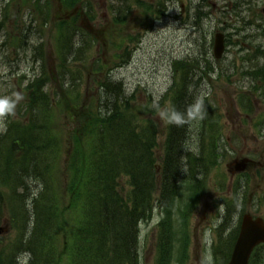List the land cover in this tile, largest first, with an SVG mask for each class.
I'll use <instances>...</instances> for the list:
<instances>
[{"label":"rangeland","instance_id":"1","mask_svg":"<svg viewBox=\"0 0 264 264\" xmlns=\"http://www.w3.org/2000/svg\"><path fill=\"white\" fill-rule=\"evenodd\" d=\"M125 1L90 0L92 5L88 16L75 21L72 24L74 28L69 30V36H65L69 37L68 41L73 42L75 46L73 51L76 55L85 58V61H77L75 65L64 63L57 68L59 65L55 48L57 35L56 28L54 25L52 27L54 20L51 19L52 16L46 24L39 26L41 19L28 3L24 4L19 0H0V97L11 98L16 102V108L24 110L26 98L29 95L33 97L37 95L33 91L36 83L43 84L44 81L48 82L50 76L55 78L63 72H73L77 69L81 71L82 68L80 74L73 75L74 85L67 94L58 92L51 81L42 86V93L58 107L55 108L56 114L65 129H71L81 125L76 114L79 115L88 105L96 107L93 103L98 96L95 87L99 80L108 78L110 81H120L126 94L134 96L128 101V107L129 112L137 120L135 129L141 130V126L148 119L155 121L157 137L156 147L152 148L154 154L152 159L155 161L154 165L159 166L166 134V111L170 106L168 89L177 81L173 73L174 62L188 59L194 61L200 59L199 62L204 64L207 62L209 65L211 62L212 72L204 76L200 95L201 97L205 93L208 95L207 105H211L212 109L209 114L213 131H216L215 137L220 139L218 151L222 157L219 162L213 159L210 162L212 165L206 175L201 196L189 215L187 222L189 241L184 263L173 264H218L219 258L223 257L222 253L224 251L228 253L226 233L239 221L237 213L230 219L229 229L228 227L220 228V231L216 229L224 215V204L230 198L229 186L238 177L236 173L232 174L230 171L234 160L249 158L252 161L247 171L243 172L246 175L241 177L247 182V186L245 185V193L241 194V203L236 206L237 209L264 218V129L258 131L255 125L261 124L264 118V104L254 95L255 91L248 88L249 83L242 75L251 63H256L251 57L255 54L256 48H261L263 54L264 39L260 36L254 38L258 34L257 31L245 27L244 23L248 22L252 14L259 13L264 4H255L254 7L251 5L252 9L249 5L240 4L234 11L223 13L227 9H222V4L220 10H213L210 1L215 3L216 0H205L204 9L209 13V18L208 20L201 18L199 25L195 26L193 23L197 18L192 14L195 10L193 2L198 0H164L166 16H160L159 19L149 16L143 5L135 3L136 0H127L129 8L125 12ZM52 4L55 6V3ZM118 10L121 14L125 13L123 25L113 22V15L118 13ZM68 14V9H62L58 17L65 18ZM90 17L92 18L89 19ZM224 20L231 24L227 30L237 35L231 37L232 43L226 46L223 57L214 60L211 55L212 38L220 31ZM177 22L193 31L175 30ZM184 22H187L188 26ZM127 36L135 39L129 42ZM200 41L204 45L203 49L199 47ZM122 57L123 60H119ZM254 57L260 60V56ZM93 59H97L98 62L91 66L90 62ZM263 59L264 57L261 60ZM95 68L97 71H93ZM75 85L77 87H74ZM241 93H246V96H249L248 100L254 102L252 107L255 108V112L249 116L245 115L238 104V96ZM71 104H74V107H70ZM98 107L101 109V104ZM150 109L153 112L150 113ZM132 116H126V120L132 122ZM2 122L3 119H0V124ZM194 127L199 128L200 125L195 124ZM206 143L204 145L200 143V146L206 147ZM67 146L68 142L62 143L63 163L55 167L54 177L59 181L60 179L64 181L63 176L67 177L64 165L70 157L66 151ZM188 148L200 153L198 144L193 140L188 144ZM106 151L110 152L111 149L107 146ZM207 155L208 152L205 153V156ZM194 163L192 162L193 165ZM199 169L194 171L197 177ZM120 182L127 189L126 177H122ZM51 184L48 181V185ZM3 191L6 192L4 188ZM152 212V219L139 225V264L156 262L155 236L163 210L155 205ZM1 226H6V222H2ZM16 236V231L8 227L1 235L2 243L12 242ZM24 260V256H20L18 263L22 264Z\"/></svg>","mask_w":264,"mask_h":264},{"label":"trees","instance_id":"2","mask_svg":"<svg viewBox=\"0 0 264 264\" xmlns=\"http://www.w3.org/2000/svg\"><path fill=\"white\" fill-rule=\"evenodd\" d=\"M60 1L69 7L84 3ZM191 76L173 89L159 172L152 159L155 123L147 120L141 130L135 129L137 120L129 112L119 83L103 85L105 113L88 105L76 114L81 125L68 131L57 127L54 107L44 108L41 114L34 110L36 101L46 99L42 82L36 83L37 96H29L23 120L10 122L0 135V185L9 190L5 195L0 190V223L7 198L12 203L7 213L10 226L18 231L17 238L0 250V264H16L23 254L29 257L26 264H139L138 224L150 219L153 203L163 210L155 264L184 263L187 222L201 195L202 175L217 159L218 142L216 133L205 126L208 113L193 120L192 110L184 106L196 100L197 83ZM128 115L132 122L126 120ZM196 122L199 138L210 140V146L204 147L209 153L206 159L192 156L187 149ZM64 134L71 140L70 157L65 164L67 177L57 182L53 175ZM183 156H191L198 164V177L193 169L183 173ZM122 177H126L127 189L120 182ZM32 180L38 181L43 194L30 197L24 193ZM222 256L226 262L228 254ZM257 257L258 253L250 264Z\"/></svg>","mask_w":264,"mask_h":264},{"label":"water","instance_id":"3","mask_svg":"<svg viewBox=\"0 0 264 264\" xmlns=\"http://www.w3.org/2000/svg\"><path fill=\"white\" fill-rule=\"evenodd\" d=\"M222 51L223 41L221 35H218L214 46L215 56L220 57ZM245 168V160L235 165L236 171H243ZM261 242H264V223L260 219L252 220L249 216H245L231 258L227 264H247L253 247Z\"/></svg>","mask_w":264,"mask_h":264},{"label":"bare ground","instance_id":"4","mask_svg":"<svg viewBox=\"0 0 264 264\" xmlns=\"http://www.w3.org/2000/svg\"><path fill=\"white\" fill-rule=\"evenodd\" d=\"M174 29L177 30V31H179L180 29H182V30L187 29V30H189V31H193V29L191 30V29H189V27L187 28L186 26H181V24H179L178 22H177V25L175 26ZM212 42H214V37L212 38ZM199 47H201V49L204 48V45H203V43H202L201 41H200V43H199ZM243 77H244V76H243ZM247 83H248V82H247ZM184 96H185V94L183 93V94H182V98H184ZM100 104H101V109L105 111V110H106V106H105L106 104H105V102H104V101H101ZM184 106L187 107V108H189L190 111L192 110V114H195L196 112L199 111V110L194 106L193 103H187V104H185ZM15 111L18 112L19 114H23V113H21V111H20L18 108H16ZM24 121H26V117H24ZM1 188H2V186L0 185V189H1ZM24 193H25L27 196L34 197V196H36V195L43 194V191H42V189H41L40 186H30V185H28V186L24 189Z\"/></svg>","mask_w":264,"mask_h":264},{"label":"clouds","instance_id":"5","mask_svg":"<svg viewBox=\"0 0 264 264\" xmlns=\"http://www.w3.org/2000/svg\"><path fill=\"white\" fill-rule=\"evenodd\" d=\"M18 99V98H17ZM16 102L9 97H0V119L14 114ZM199 115V113H197Z\"/></svg>","mask_w":264,"mask_h":264}]
</instances>
